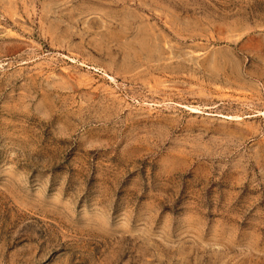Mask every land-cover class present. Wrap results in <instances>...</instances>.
Returning <instances> with one entry per match:
<instances>
[{
  "label": "rangeland",
  "instance_id": "1",
  "mask_svg": "<svg viewBox=\"0 0 264 264\" xmlns=\"http://www.w3.org/2000/svg\"><path fill=\"white\" fill-rule=\"evenodd\" d=\"M0 264H264V0H0Z\"/></svg>",
  "mask_w": 264,
  "mask_h": 264
}]
</instances>
